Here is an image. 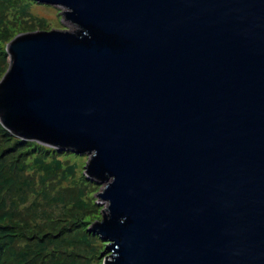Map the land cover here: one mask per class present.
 I'll list each match as a JSON object with an SVG mask.
<instances>
[{"label": "water", "instance_id": "95a60500", "mask_svg": "<svg viewBox=\"0 0 264 264\" xmlns=\"http://www.w3.org/2000/svg\"><path fill=\"white\" fill-rule=\"evenodd\" d=\"M0 125L90 155L104 264H264V0H34Z\"/></svg>", "mask_w": 264, "mask_h": 264}, {"label": "trees", "instance_id": "16d2710c", "mask_svg": "<svg viewBox=\"0 0 264 264\" xmlns=\"http://www.w3.org/2000/svg\"><path fill=\"white\" fill-rule=\"evenodd\" d=\"M33 2L0 0V79L8 67L6 45L45 23L27 12ZM82 158L0 125V264H102L105 244L87 231L99 218L93 198L99 180L86 176Z\"/></svg>", "mask_w": 264, "mask_h": 264}, {"label": "rangeland", "instance_id": "374dc122", "mask_svg": "<svg viewBox=\"0 0 264 264\" xmlns=\"http://www.w3.org/2000/svg\"><path fill=\"white\" fill-rule=\"evenodd\" d=\"M65 11H66V8L62 7V6H58L57 7V6L44 5V4L37 3V2L34 1L33 4L30 5V7L27 10V12L29 14H31L33 17H36V18H38L40 20L41 19L44 20L45 23H43V22H38L37 23L36 22V25L34 27L30 28L29 30H27L25 32L22 31L19 34H17L16 36H18L20 34H28V33H34V32H47V31H51V30L74 31L75 27L70 25V24H68L64 20L63 12H65ZM7 59H8V57H7ZM7 69H8V67H7ZM81 155H83V154H81ZM89 158H90V155L89 156L88 155H84V158H82L83 159V162H82L83 163V170H84V168H86V165H87V162H88ZM83 173H84V171H83ZM105 186H106V183L99 181L98 189L93 194V198L95 199V203H97V205L100 207L99 208V218L96 221L92 222L87 227V231L88 232H90L89 230L91 229L92 225H94L95 223H100L102 221V219H103L102 211L104 212L105 203L101 202L100 199H98L97 195L101 192V190ZM91 234H94V233H91ZM103 242L104 243H102V244H105V245H104V249L101 252V255H102L101 261L103 260L102 264H104L105 259L107 260V258L110 256V252L106 251V247L108 246L109 242H107L106 240H103Z\"/></svg>", "mask_w": 264, "mask_h": 264}]
</instances>
